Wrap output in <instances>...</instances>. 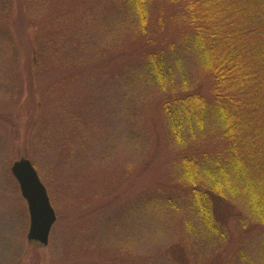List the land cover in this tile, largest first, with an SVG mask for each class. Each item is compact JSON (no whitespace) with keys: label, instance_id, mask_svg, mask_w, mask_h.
Instances as JSON below:
<instances>
[{"label":"trees","instance_id":"16d2710c","mask_svg":"<svg viewBox=\"0 0 264 264\" xmlns=\"http://www.w3.org/2000/svg\"><path fill=\"white\" fill-rule=\"evenodd\" d=\"M69 1L25 0L35 27V73L60 75L67 94L58 98L61 106L77 81L98 86L111 71L129 108L155 101L172 159L169 179L182 185L185 198L164 195L158 179L156 193L142 194V222L146 208L165 223L183 214L185 234L169 241L177 236L181 246L170 243L167 252L184 251L198 262L255 224L264 248V0H77L75 11L48 6ZM12 2L0 0V60L9 72L18 52L9 26ZM70 119V133L86 131L87 116L75 112ZM143 157L147 174L151 164ZM141 237L149 238L145 225ZM152 262L153 255L142 260Z\"/></svg>","mask_w":264,"mask_h":264},{"label":"rangeland","instance_id":"374dc122","mask_svg":"<svg viewBox=\"0 0 264 264\" xmlns=\"http://www.w3.org/2000/svg\"><path fill=\"white\" fill-rule=\"evenodd\" d=\"M12 1L9 26L18 51L15 70L9 72L0 60L4 67L0 69V264H142L151 255L152 264H240L253 257L256 264H264L256 224L251 230L241 228L233 244L206 261L188 259L184 251L167 252L170 243L181 246L177 236L169 241L176 233L185 234L184 215L165 223L154 219L153 208H146L144 223L141 218L142 194L156 193L158 179L165 183L164 195L185 198L182 185L169 179L172 159L155 101L140 100L129 108L110 82L115 75L111 71L98 86L87 78L77 81L69 87L68 105L61 106L58 98L67 94L58 83L60 75L35 73V27L27 15L29 6L25 0ZM75 1L48 6L75 11ZM207 90L204 86V93ZM75 112L87 116L85 123L90 124L79 136L66 128ZM142 157L151 164L147 174ZM20 159L32 162L56 213L47 246L27 239L28 205L11 173ZM144 225L149 238L143 241Z\"/></svg>","mask_w":264,"mask_h":264},{"label":"water","instance_id":"95a60500","mask_svg":"<svg viewBox=\"0 0 264 264\" xmlns=\"http://www.w3.org/2000/svg\"><path fill=\"white\" fill-rule=\"evenodd\" d=\"M11 173L28 205L30 227L27 239L30 243L36 242L47 246L51 230L57 220L47 189L29 159L14 162Z\"/></svg>","mask_w":264,"mask_h":264}]
</instances>
